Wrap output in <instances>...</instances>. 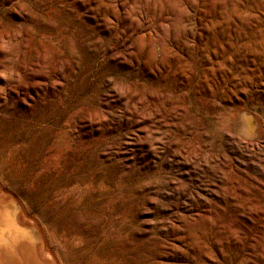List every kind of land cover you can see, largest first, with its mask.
Masks as SVG:
<instances>
[{
  "label": "rangeland",
  "instance_id": "1",
  "mask_svg": "<svg viewBox=\"0 0 264 264\" xmlns=\"http://www.w3.org/2000/svg\"><path fill=\"white\" fill-rule=\"evenodd\" d=\"M0 184L64 264H264V0H0Z\"/></svg>",
  "mask_w": 264,
  "mask_h": 264
},
{
  "label": "bare ground",
  "instance_id": "2",
  "mask_svg": "<svg viewBox=\"0 0 264 264\" xmlns=\"http://www.w3.org/2000/svg\"><path fill=\"white\" fill-rule=\"evenodd\" d=\"M47 236L26 204L0 184V264H64L51 251Z\"/></svg>",
  "mask_w": 264,
  "mask_h": 264
}]
</instances>
